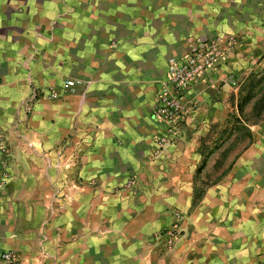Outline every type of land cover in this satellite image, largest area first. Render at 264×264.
I'll return each mask as SVG.
<instances>
[{
	"label": "crops",
	"instance_id": "crops-1",
	"mask_svg": "<svg viewBox=\"0 0 264 264\" xmlns=\"http://www.w3.org/2000/svg\"><path fill=\"white\" fill-rule=\"evenodd\" d=\"M233 35L241 45L160 143L150 107L168 58ZM67 78L81 84L62 89ZM0 79V254L49 215L51 245L64 250L56 264L89 252L97 230L116 264H264V0H0ZM48 86L61 96L27 109L32 89ZM228 96L236 111L247 98L253 138L192 206L203 142L228 117ZM220 163L211 154L204 170ZM171 206L185 231L159 257L150 236Z\"/></svg>",
	"mask_w": 264,
	"mask_h": 264
},
{
	"label": "built area",
	"instance_id": "built-area-1",
	"mask_svg": "<svg viewBox=\"0 0 264 264\" xmlns=\"http://www.w3.org/2000/svg\"><path fill=\"white\" fill-rule=\"evenodd\" d=\"M237 42L236 36L197 38L188 43L182 52L167 60L165 78L160 81L155 101L150 107L151 117L164 128L165 134L158 139L160 143L166 140L169 135H176L179 126L198 106V91L227 63ZM80 84V79L67 78L62 82V89L72 90ZM62 91L53 86H48L45 89L33 88L26 103L27 109H29L30 103L37 98L44 96L49 99H57L61 96ZM3 138V135L0 134V151L5 152L6 141ZM172 214L171 226L155 232L151 236L157 250L164 254L172 250L183 231L180 225L183 219L182 213L173 210ZM14 255L11 250L3 251L0 258L10 261Z\"/></svg>",
	"mask_w": 264,
	"mask_h": 264
},
{
	"label": "rangeland",
	"instance_id": "rangeland-1",
	"mask_svg": "<svg viewBox=\"0 0 264 264\" xmlns=\"http://www.w3.org/2000/svg\"><path fill=\"white\" fill-rule=\"evenodd\" d=\"M233 36H236L239 43L238 46H240L241 39L239 35H233ZM223 38H227V37H223ZM235 46L236 45H234V47ZM230 58L231 55H229V58L225 65L228 64ZM232 78H236V76L232 75V77L230 76L228 78H225V81L229 83L228 80ZM209 83L210 82L208 81L205 82L204 86L206 89L210 87ZM200 90L198 91V94L200 93ZM235 102H236L235 98H231L228 96L227 98V105L229 110L228 117L223 122H217L213 124L212 129L210 128L213 134L207 135L205 137V140L203 142L204 148L203 151L201 152L200 162H202L203 160L207 161L210 155L212 154V156H217V160L221 161V163L216 168H213L212 172H206L204 170V167L200 172L196 171L195 182H194L195 194L192 199V206H195L199 202L203 190L205 189L206 186L211 184L210 180L214 178V175L217 173V176H220V172L222 175L225 174L227 169H229L225 167L226 162H229L232 159L233 161H235L237 158H239L241 155L240 148L242 147V145H244L248 141V139L253 138L251 136V133L247 131V126L244 125L242 121V119H244L243 113L245 112V115L247 116L249 111H247L246 109L244 111L242 110L243 113H241L239 110L236 111V109L233 108ZM198 107H199V99H198V106L195 109H197ZM195 109H193L192 112H194ZM190 114L187 116V118L190 116ZM249 119L252 121L254 118L250 117ZM193 200L197 201L196 204H193ZM167 210L166 211L171 216V219L165 228L171 226L173 222L172 212L173 210H177L180 211L183 215V219L180 222V225L183 229V224L185 220L184 212L177 206H171ZM29 217L30 220H33V217L35 218L36 216H29ZM50 219L51 218L49 215L41 216L42 223L39 228H36L31 225H27V230L24 233L19 234L21 246L14 247L11 249L15 254L12 260L7 261L0 258V264H56L55 261L57 258L54 255L57 254V252H59L58 254H63L64 250L57 251L55 248V244L51 245ZM165 228H161V229H165ZM184 231L185 230L183 229L181 235L177 238L176 243L179 240V238L184 234ZM91 234H92L90 240L91 247L89 252L87 251V249H84L85 255L82 256L80 252L82 251V249L80 248L74 249L73 252L74 255H71L74 257V260L71 263L68 262V264H116L114 263L115 256L109 254L110 248L112 247L109 246L106 247L105 245L106 239L104 237H101L100 239L98 238V236H105L106 231L97 230L91 232ZM62 242L65 243L66 240H62ZM174 248L175 246L172 248L171 251H173ZM0 250H6V249L2 248ZM157 252L159 257H162V255L166 256L170 254V252H167L165 254L161 253L160 251Z\"/></svg>",
	"mask_w": 264,
	"mask_h": 264
},
{
	"label": "trees",
	"instance_id": "trees-1",
	"mask_svg": "<svg viewBox=\"0 0 264 264\" xmlns=\"http://www.w3.org/2000/svg\"><path fill=\"white\" fill-rule=\"evenodd\" d=\"M246 100H247V98L246 97H244V98H242V99H240V101L237 103V109L240 111V112H242V110H243V106H244V104L246 103ZM204 165H205V160H203L201 163H200V165L197 167V169H196V171L197 172H200L201 170H202V168L204 167ZM196 198V197H195ZM197 200V199H196ZM196 200H193V204H196Z\"/></svg>",
	"mask_w": 264,
	"mask_h": 264
}]
</instances>
